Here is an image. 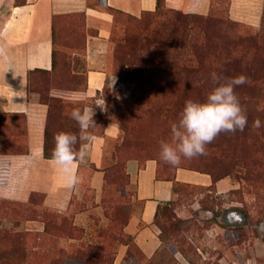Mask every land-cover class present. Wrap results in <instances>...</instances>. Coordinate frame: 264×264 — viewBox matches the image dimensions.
<instances>
[{
	"label": "rangeland",
	"instance_id": "374dc122",
	"mask_svg": "<svg viewBox=\"0 0 264 264\" xmlns=\"http://www.w3.org/2000/svg\"><path fill=\"white\" fill-rule=\"evenodd\" d=\"M259 1L255 26L230 20L229 0H211L206 15L169 9L161 3L153 13L137 17L115 13L103 54L110 83L93 98L69 105L52 97L57 90L82 89L86 32L81 15L55 19L54 68L48 74L32 75L30 85L38 102L49 106L50 119L56 121V125L50 121L52 134L66 132L57 125V113H69V120L76 123L71 113L84 105L96 109V120L99 115L116 124L118 136L105 141V174L98 204L86 182L81 200L74 202L69 214L42 212L47 209L37 208L38 195L31 196L28 204L0 199V264H112L121 246L125 247L124 264H264V0L244 3L242 8ZM88 34L93 36V30ZM175 55L181 61L191 55L200 58L197 72L181 68L172 80L155 78L143 87L134 78H121L141 62L166 63ZM213 72L229 79L248 78V83L235 87V93L246 115L257 114L251 121L259 119L262 126L252 129L247 123L245 132H222L206 146V155L182 158L178 166H170L160 159L161 142L171 141L170 126L178 122L187 100L205 101L204 95L214 87L203 94L200 80L212 81ZM94 100L100 101L98 107ZM23 132V117L1 118L0 154L21 152L23 142L17 148L10 142L13 135L23 140ZM87 134L83 130L79 137ZM128 160L139 165L155 161L158 177H170L177 167L211 171L216 177L217 170L225 167L220 179H226L230 188L217 192L207 186L175 185L174 200L161 206L154 220L157 250L145 258L122 231L131 209L139 205L132 202L133 191L124 170ZM80 168L85 175L92 170L86 159ZM77 212L86 215L85 226L73 224L72 215ZM32 224H43L46 233L41 235Z\"/></svg>",
	"mask_w": 264,
	"mask_h": 264
},
{
	"label": "crops",
	"instance_id": "0c3cea01",
	"mask_svg": "<svg viewBox=\"0 0 264 264\" xmlns=\"http://www.w3.org/2000/svg\"><path fill=\"white\" fill-rule=\"evenodd\" d=\"M255 1L229 0L228 18L247 26H255L258 22L256 12H260L261 2L246 7L245 10L242 8V4L248 5ZM87 2L92 6H87ZM210 4L211 0H163L166 8L201 15L208 13ZM104 6L137 17L143 12H153L156 0H0V116H24L23 140L11 136L12 145L18 146L23 142L24 151L4 152L0 155L7 162L5 183L0 186L1 200L28 204L31 196L38 195L41 199L37 208L47 209H41L42 212L49 210L65 214L74 207L75 201L81 200L82 185L86 182L93 201L98 204L103 187L105 141L117 138V125L106 122L101 136L92 135L79 147V150L85 152V159L92 170L85 175L84 171L81 172V162H78L75 170L79 183L68 188L51 159L42 157L46 106L41 105L36 94L27 89L26 74L34 69H50L52 19L56 16L81 15L86 32L83 95L85 99H90L101 92L102 87L110 83L103 54L111 16L102 10ZM239 6L246 15L238 11ZM91 30L94 32L93 36L88 34ZM99 104L100 101L94 100L95 107ZM85 108L90 107H83ZM124 170L128 185L133 191L132 202L139 205L131 209L122 231L131 239L137 251L149 258L159 244L158 232L153 224L154 214L158 206L174 200L176 195L173 183L206 187L210 184V178L206 174L179 168L172 172L170 178H156V163L152 160H145L140 168L136 161L128 160ZM214 188L217 192H224L230 188V184L222 179L215 183ZM97 209L94 207L93 210ZM84 216V212L74 213L73 224L84 225ZM31 226L40 231L41 235L45 234L43 224L41 227L38 224ZM124 252V246L118 247L112 264H124Z\"/></svg>",
	"mask_w": 264,
	"mask_h": 264
},
{
	"label": "clouds",
	"instance_id": "9594fccd",
	"mask_svg": "<svg viewBox=\"0 0 264 264\" xmlns=\"http://www.w3.org/2000/svg\"><path fill=\"white\" fill-rule=\"evenodd\" d=\"M214 87L204 102L187 100L178 122L171 128V141L161 142L160 159L170 165L178 166L181 159H193L206 155V146L222 132L235 133L244 131L248 119L234 89L248 83L245 75L234 78L223 77L213 72ZM225 81L221 83V81ZM72 119L82 128L94 126L92 108H76L71 113ZM261 121H253V128L259 129ZM86 137H79L85 139ZM54 148L51 163L55 165L68 188L79 183L76 165L83 162L85 152L77 150L78 137L71 132H59L54 136ZM187 264V261L184 262Z\"/></svg>",
	"mask_w": 264,
	"mask_h": 264
},
{
	"label": "trees",
	"instance_id": "16d2710c",
	"mask_svg": "<svg viewBox=\"0 0 264 264\" xmlns=\"http://www.w3.org/2000/svg\"><path fill=\"white\" fill-rule=\"evenodd\" d=\"M160 3L162 5L163 4V0H156L155 10L159 9ZM87 6H92V4H89L87 2ZM102 10L105 11L107 14H109L111 16V23L113 22V18H114L113 15L115 13L126 15V14H123V13H121L119 11L110 9L108 7H105V6H104V8ZM153 12H143V13H153ZM126 16H129V15H126ZM58 17H60V16L54 17L52 19V22H51V46H52V48H51L50 69L48 71L34 69V70H31V71L27 72V74H26L27 89L29 91H31L30 90V85L32 83L31 82L32 81L31 80L32 79L31 78L32 75H34L35 73L48 74L54 68L55 58H54L53 43H54L55 33H56L55 32V22L54 21ZM66 17L69 18L70 16H66ZM130 17H132V16H130ZM82 21H83V18H82ZM93 34H94V32H93ZM185 61H188V62L189 61H193V63L189 64L188 62H185ZM200 64H201V59L196 57V56H193V55H191V57L189 59H186L184 61L183 60L181 61V58H180L179 55H175V56L172 57V59L170 61H167L166 63L161 62V61H158L157 63H154V62H149L148 60H146L144 62L139 63L136 67L132 68L133 69L132 71H126L124 73V77H121V78H125V79L134 78V79L137 80L139 86L143 87L145 85V83L146 84L154 83L155 82V78H159L158 81L162 82L163 80L161 78L167 77L165 80L170 81V80L173 79V77L175 75H177V73L181 72V68H183L184 71H186L187 73L194 74V73L197 72V68L196 67L199 66ZM188 65H190V66H188ZM135 71H136V74L134 75ZM130 76H133V77H130ZM143 77H144V80H143ZM170 77H171V79H170ZM223 77H227V75L223 74ZM200 83H201V87H202V90H203V94H204V92L206 90H210V87L218 86V85L214 84L212 81H208V80L205 81V79L203 77L201 78ZM84 88H85V77L83 78V87H82V89L76 90L75 88H72V89H67V90H57V92L56 91L54 92V95H53L52 98H54L55 102H59V103H62V104H63V102H65V105L74 104L75 102H82V101L84 102L85 101V98H84V95H83ZM105 88H106L105 86L102 87L101 93L105 90ZM234 91H235V89H234ZM208 94H209V92L206 94V96L204 95V100H206V97L208 96ZM238 98H239V96H238ZM39 103L41 104V102H39ZM83 107H85V106L83 105L81 107V110H83ZM61 108H64V109L67 110V109H69V106H62ZM61 108H59V109H61ZM57 114H58L57 115V117H58L57 125L63 127L66 132L73 133L74 130H76V132H77L76 135H77L78 140H79V136H81V134L83 132V129L77 123H73L72 120H69V118H68L70 116L69 113H61V112H59ZM6 116H10V115H1L0 119L3 118V117H6ZM15 116L23 117V123H24V116L23 115H15ZM255 116H258V115L257 114H249V113L247 115L248 124H249L250 128H252V129H255V128H253V122L251 121V119L253 117H255ZM10 117H12V116H10ZM98 119L99 120H96V118L93 117L94 126L84 130L85 132L88 133L87 137L85 138V141H87V139L90 136H92V135H97V136H101L102 135V128H103V126H104V124L106 122L103 121V118L100 117L99 115H98ZM50 121H53V124L56 125V121L54 119H50L49 106L46 104V115H45V123H44L43 138H42V157L44 159H51L52 151H53V148H54V145H53V143H54V135L52 134L53 124ZM99 123H100V126H99ZM262 125L264 126V121L262 122ZM97 129L99 130L98 132H96ZM55 130H56V128L54 129V131ZM60 130H61V128H60ZM245 130H247V126L245 127L244 131H242V132H245ZM14 131L15 130H10V133L13 134ZM237 132H235V133H237ZM235 133H229L228 132L229 135H233ZM48 140L51 141V145L49 144ZM52 141H53V143H52ZM85 141L83 143H85ZM79 142L80 141H78V143L76 145L77 150H79V147L83 144L82 142L81 143H79ZM10 145H12V141L10 142ZM15 148H17V146ZM23 151H24V149L21 152H23ZM9 153H13V152L9 151ZM134 161H136V160H134ZM136 162H137L139 168L143 164L142 163V164L139 165L138 161H136ZM177 168L185 169V170H191V171H194V172H197V173H200V174L208 175L209 178H210V184L207 187H212V188H214V185H215V183L217 181L221 180L220 179L221 176H223V173H225L226 170H227L225 167H222L221 169L217 170V174L218 175L215 177L213 175V172H211V171H206V170L200 171L198 169H186V168H180V167H177ZM177 168H175V169H177ZM6 174H7V162H6L5 157L3 158V157L0 156V186H3L4 183H5ZM104 174H105V172L103 171V182H104ZM155 177L156 178H170V177H165V176L164 177H158L157 163H156V174H155ZM126 178H128V177L126 176ZM243 180H244V178H243ZM175 185H185V184L173 183V187H175ZM169 203H166V204H164L162 206L169 205ZM160 207L161 206H158L156 208V211H155V214H154V218H153V224H154V220H155V218L157 216V210ZM44 232H45V226H43V233Z\"/></svg>",
	"mask_w": 264,
	"mask_h": 264
}]
</instances>
